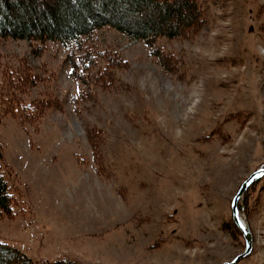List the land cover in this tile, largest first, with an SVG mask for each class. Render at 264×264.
Listing matches in <instances>:
<instances>
[{"label":"rangeland","instance_id":"374dc122","mask_svg":"<svg viewBox=\"0 0 264 264\" xmlns=\"http://www.w3.org/2000/svg\"><path fill=\"white\" fill-rule=\"evenodd\" d=\"M202 5L205 23L190 38L150 47L94 33L87 43L119 52L128 69L83 97L63 46L48 42L37 54L32 43L0 39V88L26 68L40 82L20 97L59 102L25 128L0 103L16 197L13 217H0V243L36 264H225L245 252L232 203L264 168V0ZM156 50L173 58L171 69ZM239 215L254 249L238 264H264V177Z\"/></svg>","mask_w":264,"mask_h":264},{"label":"trees","instance_id":"16d2710c","mask_svg":"<svg viewBox=\"0 0 264 264\" xmlns=\"http://www.w3.org/2000/svg\"><path fill=\"white\" fill-rule=\"evenodd\" d=\"M204 9L202 0H0V39L32 43L37 54L48 42L63 46L70 78L82 86L83 97L84 88L110 89L115 84V72L128 69V62L119 52L87 43L94 33L111 29L153 47L159 39L197 35L205 23ZM259 15H264V6ZM154 56L168 69L173 67L171 56L158 50ZM39 82L40 77L22 68L10 70L0 88L4 115H11L24 128L40 121L59 103L53 98L26 101L20 97L27 96ZM99 135L97 132L91 137L95 147L100 145ZM4 161L0 141V217H13L16 197L4 175ZM0 264L36 263L22 251L0 243ZM44 264L79 263L58 260Z\"/></svg>","mask_w":264,"mask_h":264},{"label":"water","instance_id":"95a60500","mask_svg":"<svg viewBox=\"0 0 264 264\" xmlns=\"http://www.w3.org/2000/svg\"><path fill=\"white\" fill-rule=\"evenodd\" d=\"M264 177V168L253 173L240 187L236 197L232 203L233 221L237 228L243 235L246 243V249L243 254L237 256L232 262L225 264H238L243 259L249 257L254 249V237L251 231V227L248 223H243L242 218L239 215V203L243 200L246 192L257 182H259ZM243 225V227H241Z\"/></svg>","mask_w":264,"mask_h":264},{"label":"bare ground","instance_id":"6f19581e","mask_svg":"<svg viewBox=\"0 0 264 264\" xmlns=\"http://www.w3.org/2000/svg\"><path fill=\"white\" fill-rule=\"evenodd\" d=\"M242 221H243V223H247V222H245L243 219H242Z\"/></svg>","mask_w":264,"mask_h":264},{"label":"snow or ice","instance_id":"6c2138e0","mask_svg":"<svg viewBox=\"0 0 264 264\" xmlns=\"http://www.w3.org/2000/svg\"><path fill=\"white\" fill-rule=\"evenodd\" d=\"M241 227H243V225H241Z\"/></svg>","mask_w":264,"mask_h":264}]
</instances>
